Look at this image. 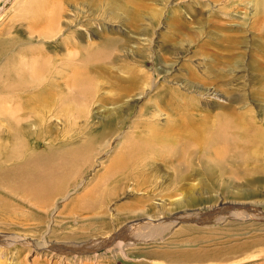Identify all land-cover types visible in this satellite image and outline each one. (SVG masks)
<instances>
[{
  "label": "rangeland",
  "instance_id": "374dc122",
  "mask_svg": "<svg viewBox=\"0 0 264 264\" xmlns=\"http://www.w3.org/2000/svg\"><path fill=\"white\" fill-rule=\"evenodd\" d=\"M79 47L95 52L92 85L73 88ZM31 60L42 75L30 76ZM133 74L137 88L114 102L113 84ZM40 86L16 121L7 109ZM0 88V136L33 133L0 141V264H264V0H0ZM187 97L198 121L232 107L246 153L231 146L221 164L208 146L192 160L198 173L177 181L169 150L135 152L142 170L104 176L140 127L155 128L144 142L173 138ZM118 111L126 125L102 128ZM189 190L192 203L175 207Z\"/></svg>",
  "mask_w": 264,
  "mask_h": 264
},
{
  "label": "bare ground",
  "instance_id": "6f19581e",
  "mask_svg": "<svg viewBox=\"0 0 264 264\" xmlns=\"http://www.w3.org/2000/svg\"><path fill=\"white\" fill-rule=\"evenodd\" d=\"M49 35V34H48ZM53 35V34H52ZM98 45V44H97ZM80 48V47H79ZM78 48V52L80 53L79 55H81L82 52V49ZM95 52H91L88 54V57L86 55H84L83 53V56L87 57L85 58L84 57V61L82 60L81 64H82V68L79 67V64H77L76 62L78 61V58L77 60H75V58L73 57L72 60L70 61L71 63L70 64H75L76 63V66L73 67L72 71H73V75L75 77H72L71 78V82L68 83L70 84L73 88H77L79 86V84H82L84 83L85 85L87 84H91L90 81H87L88 80V76L87 75V71L89 70V66L88 63L90 64L91 61H92V57L94 56ZM75 56V55H74ZM97 58V57H96ZM94 58V59H96ZM74 59V60H73ZM56 60V59H55ZM80 60V59H79ZM30 61V60H29ZM33 62V65H32V62H31V65H30V76L32 75H42L44 72V66L42 67H38L36 66V61L34 62L33 60H31ZM54 61V60H53ZM63 61V60H62ZM69 61V60H68ZM75 61V63H74ZM94 61V60H93ZM61 62V61H60ZM80 62V61H79ZM62 64V67L64 66V63L61 62L60 64H58L59 66ZM69 64V65H70ZM41 65V64H40ZM68 65V67H69ZM29 66V65H28ZM73 66V65H72ZM94 68V67H93ZM111 68V67H110ZM109 68V69H110ZM69 69L71 70V67H69ZM92 69V67H91ZM86 70V71H85ZM26 71H29L28 69ZM26 71H24V73H26ZM6 73V72H5ZM4 73V74H5ZM17 74V72H14V73H8L6 74L5 76H10V75H13V74ZM212 73L215 75V77H213V80L216 82V85L217 83H223L225 81V77L224 75L222 74V72L220 71H213L212 70ZM28 74V73H27ZM19 75V74H18ZM29 76V75H28ZM78 76V78H77ZM4 78V79H7V78ZM41 77V76H40ZM145 75L142 74V76H139L140 78V83L143 84V79H144ZM263 77V75H262ZM13 77H9V79L11 80ZM37 78V77H36ZM35 78V79H36ZM77 78V79H76ZM34 79V78H33ZM136 79V75L133 74L131 76H129L128 80L126 79H123L121 80L122 82H117L116 84L114 83L113 84V87L116 88L118 91H119V95H117V98H111L114 102L115 100H119L120 99V96L121 98L124 97L125 94H128L129 92H132L133 89L137 88V84L134 82ZM16 80V79H15ZM67 80V79H65ZM68 81V80H67ZM5 82V80H4ZM8 82V81H7ZM86 82V83H85ZM124 82V85H120L121 83ZM38 84V83H37ZM19 85H23V88H24V84H19ZM41 85V84H40ZM43 85V84H42ZM14 86V85H13ZM37 86V85H36ZM53 86V85H52ZM64 86V85H63ZM70 86V87H71ZM15 87V86H14ZM28 87V85H27ZM35 87V86H34ZM42 86H40V88H37V89H34L32 92H29L30 94H28L26 97H24V99L21 100H14V102H16V105L14 106H11V108L7 109L11 112V116H14L15 120L17 121L20 117V113L22 112L21 110L25 111L24 109L26 108H29V109H32L30 107V104L32 103L34 97L36 96H42L41 94H44L46 93V90L44 88H41ZM44 87V86H43ZM49 87V86H48ZM58 87V86H57ZM23 88L19 89V91H23ZM33 88V87H32ZM3 89V88H2ZM13 89H16L13 88ZM31 89V88H30ZM1 90V88H0ZM5 91L3 92V94H8V89H4ZM29 91V90H28ZM26 93V92H25ZM15 94V93H14ZM23 94V93H22ZM175 92L172 91L171 92V95H174ZM13 95V93H12ZM17 95V94H15ZM14 95V96H15ZM25 95V94H24ZM18 99V96L16 97ZM28 99V101H26V99ZM45 98V97H44ZM42 100V102H48V98ZM58 100V99H57ZM110 100V99H109ZM191 97H187L186 98H181L180 101H183V111H185L186 113L183 115V117L180 119V120H177L176 122H174L173 126H171L170 124H168V126L170 127V129H167L168 133H171L173 135V138H166L165 140H161L160 141L157 139L156 137V140L154 139H151L150 141L154 140L155 142H158V143H161V146H160V150L157 151V150H153L152 149V146L153 148H156L155 147V143L153 142H150V141H147V142H144L146 140H148L149 138V134H154L155 132V128L151 125V129L149 130L148 135L146 136L141 130L142 128L140 127V129L137 131L136 134L134 135H130L128 138H127V141L126 139L123 141L125 142L122 148V150L120 152V154H116L113 159L109 162L108 166H106V170H105V175L106 176L107 174H109V172L111 171H118L119 168L122 166L123 169H132V170H136L138 168H140L138 165L136 167L135 163L132 162L131 163V160L133 161V155L135 154V152H139L141 155H148V157H152L153 158H156V159H159L161 158V150H163L164 152H167L166 150H169L170 153H172L170 155V157L172 158V156H174L175 159H178V160H175V165H168L167 167H172L174 168L175 170H178V173H176L178 176H177V181L183 179V178H189V176L191 175H195L197 174L198 172H196L195 170H192L193 169V162L192 160L201 156V151L202 150H206V148L208 147L209 150H211V154L208 155L209 156V160L210 161H214L216 163H221V164H224L227 160V156H228V152L229 150L231 149L230 147H234L235 149L237 150H240V152L242 153L241 155H243V147L240 143H238L236 141V139L234 138V135H238L240 137H242V133H240L241 131V127H242V123L240 122V120L238 119V116L233 112L232 110V107L231 108H227L226 111H228L229 113L225 116H216L214 118V120H208V119H205V120H202V121H198L196 120L195 118H193V114L190 113L191 109H192V101H191ZM50 101V100H49ZM49 103V102H48ZM2 104V103H1ZM42 104V103H41ZM46 104V103H44ZM9 105V104H8ZM45 106V105H44ZM48 105L45 106V108H48L47 107ZM44 108V107H43ZM39 109V108H38ZM33 110V109H32ZM34 111V110H33ZM5 113V110L3 111ZM27 112V111H25ZM29 112V111H28ZM27 112V113H28ZM31 112V111H30ZM178 112V111H177ZM3 113V114H4ZM24 113V112H23ZM121 112H117V113H110V115L106 118V120L104 121V123L102 124V128H109L110 131L115 129L116 126H125L126 123H125V118L123 117V115L120 114ZM179 113V112H178ZM6 115V114H5ZM8 115V113H7ZM23 115V114H22ZM26 115V114H25ZM10 116V117H11ZM13 118V119H14ZM24 118V117H23ZM22 119V118H21ZM3 121V119H2ZM20 122V121H19ZM31 123V122H30ZM137 123V122H136ZM13 124V122H12ZM135 124V123H134ZM22 125V124H21ZM133 125V124H132ZM131 125V127H133ZM23 127V126H22ZM136 127V126H135ZM139 126L136 127V129L138 128ZM7 128V127H5ZM13 128V126H12ZM12 128H10V130H12ZM149 128V127H147ZM14 129V128H13ZM174 129V130H172ZM8 128L7 131L9 133L10 131ZM24 130V129H23ZM17 131V129H16ZM29 132V130H28ZM28 132H24L22 133L21 135H18L16 134L15 137H13V135L9 134V136H6V137H2L0 136V141L1 142H7V143H14L15 141H20L24 138L25 134H27ZM242 132V131H241ZM29 133H32V132H29ZM28 133V134H29ZM33 134V133H32ZM31 135V134H30ZM165 135V134H164ZM227 135V137L229 138L230 140V144H227V143H221L220 139L224 138L225 136ZM245 135V134H244ZM29 136V135H28ZM237 136V137H238ZM146 137V138H145ZM162 137V136H161ZM165 137V136H164ZM234 138V140H232V138ZM159 138V137H158ZM226 139V138H225ZM228 140V141H229ZM231 140L234 141V143H231ZM239 140V139H238ZM25 141V139H24ZM218 141H220V146H218ZM178 142H181V146H176L175 144H177ZM224 142V141H222ZM3 143H0V151H4V145ZM20 143V142H19ZM246 144V143H245ZM12 145V144H10ZM21 145V144H20ZM16 146V145H15ZM22 146V145H21ZM145 146V149H143L142 147ZM176 146V147H174ZM245 146V145H244ZM251 146V145H250ZM12 147V146H11ZM19 147V146H18ZM217 149H214L216 148ZM246 147V146H245ZM26 148V146L24 147ZM169 148V149H168ZM173 148V149H172ZM253 148V147H252ZM16 149H18L16 147ZM14 150L15 154L18 153V150ZM20 149V148H19ZM157 149V148H156ZM26 150V149H25ZM23 151V149H22ZM256 153V149L254 147L253 150H249L248 154L249 155H255ZM11 154V153H9ZM14 154V155H15ZM129 154L130 158H127V155ZM185 155L184 157H182V155ZM209 154V153H208ZM5 155V154H4ZM13 155V154H12ZM203 155V154H202ZM204 156V155H203ZM16 157V156H15ZM167 157V156H166ZM256 157V156H255ZM254 157V158H255ZM12 159H14V156H11ZM164 158V157H163ZM74 159V158H73ZM166 159V158H165ZM173 159V158H172ZM184 159V160H183ZM207 159V160H208ZM167 161V160H166ZM168 162V161H167ZM170 162V161H169ZM203 162V161H202ZM163 163V162H162ZM171 163V162H170ZM244 163V162H243ZM199 165V164H198ZM205 165V164H204ZM146 166V165H145ZM180 166H183V169H180ZM121 167V169H122ZM206 169H207V173L208 175L209 174H212L213 173V170H212V166H208V164H206L204 166ZM228 168V166H226ZM143 167L140 168V170H142ZM185 168V169H184ZM185 171V173L183 175H181V171ZM180 174V175H179ZM129 177V176H128ZM247 177V176H246ZM102 178V177H101ZM119 178V177H118ZM120 179V178H119ZM116 180H118L116 178ZM117 182V181H116ZM99 183V181L97 182V184ZM93 192V191H92ZM192 196H193V191L192 190H189L188 192H185L184 193V198L185 200L184 201H176V202H173V205L175 207H182L183 206V203H186V199L189 200L188 202L191 204L192 203ZM141 225V224H140ZM145 227H141L140 229H136L137 231H144ZM152 229V227H151ZM151 229H149L148 231H146L148 233V236L152 235L153 233L151 232ZM153 230V229H152ZM163 230V229H162ZM155 231V230H154ZM125 233V232H124ZM136 233V231H135ZM134 233V234H135ZM151 233V234H150ZM162 233V232H161ZM156 235V233L154 234ZM151 237V236H150ZM121 238V237H120ZM118 242V241H117ZM121 241H119L120 243ZM200 258V257H199ZM203 258V256H202ZM201 259V258H200ZM194 260V258L192 259Z\"/></svg>",
  "mask_w": 264,
  "mask_h": 264
},
{
  "label": "water",
  "instance_id": "95a60500",
  "mask_svg": "<svg viewBox=\"0 0 264 264\" xmlns=\"http://www.w3.org/2000/svg\"><path fill=\"white\" fill-rule=\"evenodd\" d=\"M134 223V222H133ZM115 237V239L114 240H109V242L105 245V246H103V248H106V247H109V246H111L113 243H115L120 237H121V235L120 234H117V235H115L114 236ZM119 237V238H118ZM77 250H75L74 252L75 253H77L76 252ZM78 254V253H77Z\"/></svg>",
  "mask_w": 264,
  "mask_h": 264
}]
</instances>
